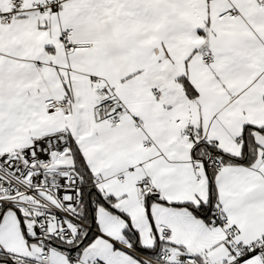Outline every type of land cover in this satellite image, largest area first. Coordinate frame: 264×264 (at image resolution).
Instances as JSON below:
<instances>
[{
	"label": "snow or ice",
	"instance_id": "1",
	"mask_svg": "<svg viewBox=\"0 0 264 264\" xmlns=\"http://www.w3.org/2000/svg\"><path fill=\"white\" fill-rule=\"evenodd\" d=\"M0 264H264V0H0Z\"/></svg>",
	"mask_w": 264,
	"mask_h": 264
}]
</instances>
